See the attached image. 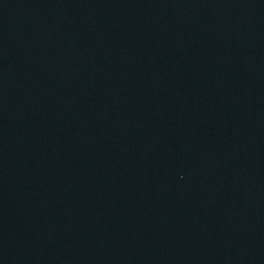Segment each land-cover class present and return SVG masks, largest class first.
<instances>
[{
  "label": "water",
  "instance_id": "water-1",
  "mask_svg": "<svg viewBox=\"0 0 264 264\" xmlns=\"http://www.w3.org/2000/svg\"><path fill=\"white\" fill-rule=\"evenodd\" d=\"M0 264H264V0H0Z\"/></svg>",
  "mask_w": 264,
  "mask_h": 264
}]
</instances>
